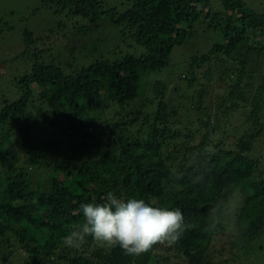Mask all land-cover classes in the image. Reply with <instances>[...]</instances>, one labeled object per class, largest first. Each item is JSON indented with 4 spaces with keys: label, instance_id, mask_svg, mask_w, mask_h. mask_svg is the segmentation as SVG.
<instances>
[{
    "label": "trees",
    "instance_id": "16d2710c",
    "mask_svg": "<svg viewBox=\"0 0 264 264\" xmlns=\"http://www.w3.org/2000/svg\"><path fill=\"white\" fill-rule=\"evenodd\" d=\"M36 1L56 25L25 30L21 57L101 19L118 37L66 68L35 58L0 97L2 264H264V13L242 0H125L119 12L106 0ZM198 31L214 44L166 80L173 48ZM108 192L179 209L186 231L140 256L91 236L64 246L80 205Z\"/></svg>",
    "mask_w": 264,
    "mask_h": 264
},
{
    "label": "rangeland",
    "instance_id": "374dc122",
    "mask_svg": "<svg viewBox=\"0 0 264 264\" xmlns=\"http://www.w3.org/2000/svg\"><path fill=\"white\" fill-rule=\"evenodd\" d=\"M106 1L108 6L116 8L118 12L124 8L123 3L125 0ZM242 1L253 5L254 8L264 13V0ZM212 3L214 4V0H212ZM56 19L55 15L48 9L41 7L36 0H0V97L2 95L11 96L10 80H12L14 74L21 75L29 71L35 58L40 63L54 64L66 68V63L71 62L69 58L77 56L86 60L85 55L91 56V52H99L98 47L101 45L102 40H106L110 36L118 37L115 26L111 25L107 20L101 19L100 22L95 24L97 28L93 25L95 28L94 32L85 33L88 31L89 26L86 24L80 25L79 31L82 38L80 36L76 38V36L71 35L69 40H65L60 36L48 40L49 42L44 40L45 45L38 43L32 49L30 48V50L26 51L31 55L25 54L21 57L19 54L25 52L22 42L23 32L27 30L33 35L42 34L47 36L49 31L56 25L54 24ZM85 34L91 36L83 38ZM197 34H199L198 39L194 41L187 40L182 45H177L173 48L170 67L161 73V76L164 73L169 74L165 77L166 80L172 81L175 76H179L191 56L205 53L214 44V33L208 34L205 31H198ZM94 45H97V47L92 48ZM32 53H35V55ZM83 63L85 64L87 61H83ZM77 64L81 63L78 62ZM222 92L221 88L215 87L214 93L211 94L213 102L214 98L221 96ZM39 134V131H36L35 137ZM50 138L52 141L57 140V137ZM256 151L260 154H262L261 151L264 152V142L258 145ZM60 175H63V172ZM243 228L246 229L247 227ZM218 243V241L212 243L216 257L219 254L217 251L221 249L217 245ZM222 253L227 254L224 250ZM1 260L0 264H2Z\"/></svg>",
    "mask_w": 264,
    "mask_h": 264
},
{
    "label": "clouds",
    "instance_id": "9594fccd",
    "mask_svg": "<svg viewBox=\"0 0 264 264\" xmlns=\"http://www.w3.org/2000/svg\"><path fill=\"white\" fill-rule=\"evenodd\" d=\"M83 222L61 242L68 248H81L87 236L102 246H119L126 255L140 256L154 245H175L186 231L179 209L158 207L144 199L118 198L108 192L102 203H82ZM215 226L211 218L209 228Z\"/></svg>",
    "mask_w": 264,
    "mask_h": 264
}]
</instances>
